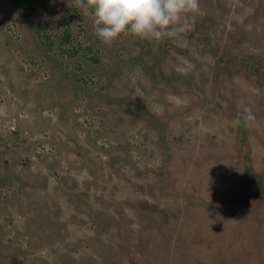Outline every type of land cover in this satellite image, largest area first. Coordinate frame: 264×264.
Wrapping results in <instances>:
<instances>
[{"label": "rangeland", "instance_id": "rangeland-1", "mask_svg": "<svg viewBox=\"0 0 264 264\" xmlns=\"http://www.w3.org/2000/svg\"><path fill=\"white\" fill-rule=\"evenodd\" d=\"M200 7L109 46L0 0V264H264V0Z\"/></svg>", "mask_w": 264, "mask_h": 264}, {"label": "clouds", "instance_id": "clouds-1", "mask_svg": "<svg viewBox=\"0 0 264 264\" xmlns=\"http://www.w3.org/2000/svg\"><path fill=\"white\" fill-rule=\"evenodd\" d=\"M69 9L91 16L96 37L112 45L123 36L149 42L178 38L193 30L202 15L200 0H65ZM257 117L244 106L234 125L251 127Z\"/></svg>", "mask_w": 264, "mask_h": 264}]
</instances>
